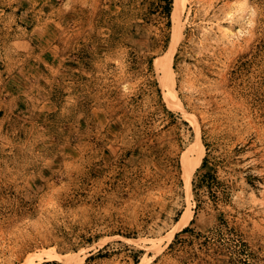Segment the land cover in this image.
<instances>
[{
  "label": "rangeland",
  "instance_id": "obj_1",
  "mask_svg": "<svg viewBox=\"0 0 264 264\" xmlns=\"http://www.w3.org/2000/svg\"><path fill=\"white\" fill-rule=\"evenodd\" d=\"M181 8L0 0V264H264V0Z\"/></svg>",
  "mask_w": 264,
  "mask_h": 264
},
{
  "label": "bare ground",
  "instance_id": "obj_2",
  "mask_svg": "<svg viewBox=\"0 0 264 264\" xmlns=\"http://www.w3.org/2000/svg\"><path fill=\"white\" fill-rule=\"evenodd\" d=\"M186 1L187 0H180V6L182 7L181 10L186 5ZM175 15L177 16V12ZM180 37H181L180 30H179V28L176 27L174 29V37H173V42H172L170 50L168 52H166V55L162 59H156V64L158 66H161L162 70L164 72V76H165L164 85H166L169 89V92L167 93L168 100L170 101V103H172L173 107L175 106L177 108L183 109L184 108L183 102L178 97V95L175 93L176 80H175L174 72H173L174 51H175V47H176L177 42L180 40ZM187 119H189L193 123H195L193 116L187 115ZM196 129L198 130L197 141H196L195 145H193L188 151H185L184 155H183V159H184L183 178L185 180L186 189H187L189 196H193L192 188H191L192 176L194 175L196 170L202 164L204 154H205V146L202 142V139H201V136L199 133V126L198 125H196ZM188 215L190 218H192V216H193L191 213H188ZM46 252H47L48 257L50 259L58 260V261H64L68 264L71 263L76 258L75 256H70V255H69V257H62L61 255H58L59 253L58 254L53 253L52 250H47L43 253L45 254ZM32 257H30V259ZM35 257H37V256H35ZM38 257L41 258V256H38Z\"/></svg>",
  "mask_w": 264,
  "mask_h": 264
},
{
  "label": "trees",
  "instance_id": "obj_3",
  "mask_svg": "<svg viewBox=\"0 0 264 264\" xmlns=\"http://www.w3.org/2000/svg\"><path fill=\"white\" fill-rule=\"evenodd\" d=\"M185 231L188 232L189 231V228H187Z\"/></svg>",
  "mask_w": 264,
  "mask_h": 264
}]
</instances>
